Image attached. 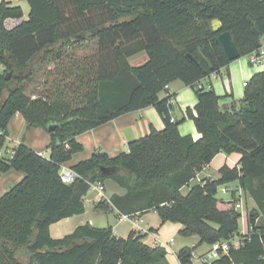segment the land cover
Listing matches in <instances>:
<instances>
[{"label": "trees", "instance_id": "obj_1", "mask_svg": "<svg viewBox=\"0 0 264 264\" xmlns=\"http://www.w3.org/2000/svg\"><path fill=\"white\" fill-rule=\"evenodd\" d=\"M25 1L29 18L13 29L6 22L22 20L23 10L0 3V153L10 121L20 113L28 127L50 134V157L25 144L12 158L0 157L1 172L24 174L0 198V264H169L162 246L144 242L147 233L131 231L119 238L111 227L88 223L62 239L52 238L53 224L86 213L90 184L108 180L126 193L96 203V211L115 210L127 218L154 211L161 225H182L179 234L198 237L199 245L240 234L243 219L248 235L242 246L211 264H264V71L252 76L240 106L231 110L221 109L222 98L212 85L201 86L233 63L220 34L232 35L241 59L261 48L264 0ZM214 20L221 24L218 33ZM91 40L92 53L75 55ZM140 53L148 61L132 67L129 59ZM52 57L63 64L45 75L38 97H29L36 67ZM18 72L22 79L6 80L8 73ZM176 81L197 98L179 121L171 113L173 97L159 98ZM151 106L162 117L163 130L151 128L113 158L96 151L72 168L78 174L74 183L61 181V166L83 151L78 136ZM186 119L194 122L199 139L180 134ZM219 154L241 158L236 167L222 166L218 179L204 178L183 194ZM232 183L251 197L254 210L235 209L237 191L230 200L218 199L219 188ZM195 250H179L180 264H205L194 262Z\"/></svg>", "mask_w": 264, "mask_h": 264}, {"label": "crops", "instance_id": "obj_2", "mask_svg": "<svg viewBox=\"0 0 264 264\" xmlns=\"http://www.w3.org/2000/svg\"><path fill=\"white\" fill-rule=\"evenodd\" d=\"M3 1L11 2L13 5L16 6L20 5L19 7L22 8L24 14L22 20H14V19L8 20L6 22L8 29H13L19 24H21V22L28 20L30 14V6L28 5V3L26 6L24 5V2L22 0H20L18 3L15 2L14 0H1L0 3ZM147 61H148V56L146 53H140L129 59L130 64L132 65V67L135 68L143 66L144 64H146ZM261 71H264V59H262L260 63H253L250 60L249 62L245 61L241 63L238 60V62L235 61L227 68L223 69L220 75L217 76L216 78L210 77L206 79V82L202 81L201 86L208 87V85H212L215 92L222 98L220 100L221 109L231 110L232 105L235 104L236 107H238L239 101L243 100L244 92H245V87L243 84L245 82H249V80L252 78V76L255 73ZM235 78H239L242 85H240L239 82L237 86H234V84L231 81ZM170 96L173 97L171 99V104L173 106L171 113L176 121H179L174 117V115L177 112L183 118L185 116L186 109L187 108L193 109L197 104V98L194 90L190 87L185 86L180 81L171 83L164 91H162L159 94V98L161 100L167 99ZM151 128H154L159 131L165 128V124L162 117L157 112V110L152 106L122 115L104 125H101L98 128H95L89 132H86L78 136L77 141L83 146V151L75 154L72 157V160L64 164V166L68 168H73L78 163L90 159L96 151H101L102 153L107 154L111 158L116 157L121 153L128 152L129 143L147 136L150 133ZM179 132L182 136L190 135L195 140L200 138V134L196 130L194 122L190 119H186V121L182 125H180ZM8 133L9 136L7 138V141L9 140L13 144L7 147V152L11 153L10 158H12L14 150L20 144L27 145L32 150H34L35 152H37L38 154L42 155L45 158L50 157V151L48 148L50 144V134L43 128L28 127L25 119L20 113H16L11 119L8 126ZM220 156L225 158L223 164L228 165L230 168L235 167L241 158L239 154H233V155L219 154L215 159H217ZM3 157L6 158L4 155ZM228 161H230V163H228ZM210 167L211 165L208 166L206 169H204L203 172H201V174L204 173ZM204 178H208V177H204ZM23 179H24V174L21 172L15 170H10L8 172L0 171V198L3 197L7 192H9V190L13 186L19 184ZM106 186L107 183H105V188L107 189ZM124 192L126 193L125 190ZM113 194L124 195V194H120V192H118V189L116 188V191L110 194L108 198ZM90 202L93 203L94 205L96 204L95 199H91ZM77 217L79 216L68 218L56 224H53L50 227V233L52 238L62 239L66 235L72 234L76 229V227H74V220H76ZM160 226L163 225L160 224ZM173 226L175 227V230H177L178 232L182 229V225L180 224H173ZM145 229L146 230H144L141 226H137V228L134 230H144L143 233L145 234L147 233L148 237L151 235V232L155 233L156 235L157 232L159 231V228L156 229L155 227L152 228L146 227ZM151 229H154V231ZM114 234L117 236L115 231ZM185 247H189V246L185 245L183 248ZM181 249L182 248H180L179 250ZM177 252H175L174 254L176 258H177L176 255ZM166 258L169 264H175V263L180 264L178 258L170 259L168 252ZM194 262H200V261L195 260Z\"/></svg>", "mask_w": 264, "mask_h": 264}, {"label": "rangeland", "instance_id": "obj_3", "mask_svg": "<svg viewBox=\"0 0 264 264\" xmlns=\"http://www.w3.org/2000/svg\"><path fill=\"white\" fill-rule=\"evenodd\" d=\"M1 1V0H0ZM15 2H19L20 0H14ZM24 2V5H27V2L25 0H22ZM20 6V5H19ZM7 26V25H6ZM94 42L91 40L89 42H86L84 45L87 48H83L82 46L79 47V50L75 51V55H81V51L87 50V52H93V49L95 48ZM69 53L64 52L63 53V58L65 59L67 55H70L71 51L68 50ZM81 53V54H78ZM67 59V58H66ZM241 63L243 62H249V58L245 57L242 59H239ZM238 62V61H237ZM63 64L62 59L57 60L56 58H50L46 64L37 66L35 71L37 72L34 76V82L30 83L27 86V95L31 98H36L38 97L40 91L42 90V87L40 86L43 81L45 80V75L50 72L54 71L59 65ZM251 67V66H250ZM3 72L2 66H0V73ZM203 82H206L204 80ZM234 86H237V84L240 82L239 78H235L231 81ZM206 85V84H205ZM240 85L242 83L240 82ZM178 116V118H177ZM174 117L178 120H181L182 117L179 115L177 112ZM13 145L12 142L9 140L6 142V145L4 149L2 150V154L6 158H10L11 153L7 152V147ZM13 152V151H12ZM225 161V158L220 156L217 159H215L211 163V167L207 169L204 173H199L198 178L202 180L204 177L212 178V179H217L219 178V170L221 166H223V162ZM230 163V161H228ZM237 165V164H236ZM236 167V166H235ZM212 176V177H211ZM199 179H195L190 183L189 186H186L183 190V194H187L190 189L195 185L199 183ZM107 189L105 191L106 196L108 197L110 194L116 191V188L118 189V192L120 194H125L124 190L119 188L112 180H108L107 182ZM258 185V184H256ZM229 190L227 194H223L221 192V188H219V193H218V199H223V200H230L231 199V193L232 191H237V193L242 192L243 196L241 198L244 199V210L240 211L241 213H244L245 211H252L256 208V204L254 201L251 199V197L244 192L240 187H238L237 183H232L226 186ZM91 199L98 200V197L95 192L90 191L88 195L84 198L85 201V206H86V213L85 215H80L79 217L74 220V227L78 228L79 226L86 225L90 223L92 226L100 229H106V228H113L114 231L116 232L117 236L119 238H127L129 233L136 229L137 226H141L144 230L145 228H152L155 227L156 229L159 228V231L155 235V233L151 232V235L147 238L144 239V242L149 245V246H156L160 245V242L163 244L165 242H169L171 238L174 239L173 243L170 245V248L174 251V253H169V258L170 259H177L176 256L174 255L175 252H177L180 248H183L185 245H188L189 247L196 248L194 255L199 256L202 255L203 253L209 252L210 250V245L209 244H203L199 245L200 239L198 237H183L179 234L177 230H175V227L173 226V223H168L164 224L163 226H160L161 220L160 217L158 216L157 213L154 211H150L146 215H141V216H136L132 217L129 219H124L122 216L117 211H112V212H102V211H96L95 210V205L90 202ZM143 221V222H141ZM240 226L241 229H244L245 231H248L247 227L244 225V220L242 219L240 221ZM144 230H134L138 232L140 235H143ZM149 231V230H148ZM195 261V260H194ZM177 264V263H175Z\"/></svg>", "mask_w": 264, "mask_h": 264}, {"label": "built area", "instance_id": "obj_4", "mask_svg": "<svg viewBox=\"0 0 264 264\" xmlns=\"http://www.w3.org/2000/svg\"><path fill=\"white\" fill-rule=\"evenodd\" d=\"M248 58L253 63H260V61L262 59H264V38L262 39L261 48L258 51L250 54L248 56ZM211 77L216 78L217 76L212 75ZM247 83L248 82H245L243 84L244 87L247 86ZM2 155L3 154L0 153V157H2ZM59 175H60L61 181L66 185H70V184L74 183L75 180L78 178V174L72 168H68L64 165L61 166V169L59 171ZM196 179H199L198 175H197ZM199 182H201L200 179H199ZM90 191H93L96 193V195L98 197V200H96V203L108 199V197L105 194V191H106L105 185L102 184L101 182L91 183L90 184ZM221 192L223 194H227L229 192V190H228V188L223 186L221 188ZM237 196L238 197H237V203H236L235 209L237 211H242V210H244V206H245L244 199L241 198L243 196V193L240 192V193H238ZM123 218L129 219L127 217H123ZM247 235H248V231L241 229L240 234L230 236L227 240L218 241V242L210 245L209 252L203 253L202 255H199V256L194 255L193 259L201 261L203 263L211 264L217 260H220L223 256L229 255V252L231 251V249H233V248L239 249L243 244V239ZM173 241H174V239L171 238L169 240V242H165L163 244L160 242V246H162L168 253H174L173 250L170 248V245L173 243Z\"/></svg>", "mask_w": 264, "mask_h": 264}, {"label": "water", "instance_id": "obj_5", "mask_svg": "<svg viewBox=\"0 0 264 264\" xmlns=\"http://www.w3.org/2000/svg\"><path fill=\"white\" fill-rule=\"evenodd\" d=\"M199 1L205 2L206 0H199ZM212 26H213V31L216 33H218L221 29V24H220L219 20H214L212 23ZM219 40H220L225 52L227 53L228 58L232 62H235V61H238L239 59H241L240 52H239V50L235 44V41H234L232 35L229 32H225V33L220 34ZM209 64H210V62H209ZM22 77H23V74L21 72H18L16 74L8 73L6 76V80H10L11 78H14L17 80V79H22ZM170 109L171 110L173 109L172 104H170ZM103 171L107 175L111 174V172H109V171H106V170H103ZM0 252H1V250H0Z\"/></svg>", "mask_w": 264, "mask_h": 264}]
</instances>
